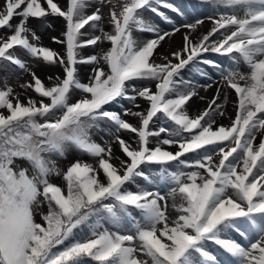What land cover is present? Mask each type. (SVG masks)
I'll use <instances>...</instances> for the list:
<instances>
[{
	"label": "snow or ice",
	"instance_id": "snow-or-ice-1",
	"mask_svg": "<svg viewBox=\"0 0 264 264\" xmlns=\"http://www.w3.org/2000/svg\"><path fill=\"white\" fill-rule=\"evenodd\" d=\"M95 2L4 0L0 10V65L29 72L31 81L20 87L38 95L25 102L11 86L0 89V264H264V0H198L210 13L180 24L168 13L186 14L172 0H107L111 31L99 7L86 14ZM145 10L170 30L146 22ZM52 18L65 22L63 39L52 37L63 54L43 46L29 26L35 19L51 28ZM206 21L211 28L199 33ZM85 26L99 34L89 36ZM181 29L183 46L157 62L156 50ZM134 30L151 38L136 39ZM104 42L111 46L82 54ZM17 47L59 65L63 77H48L46 85L14 54ZM81 64L93 66L87 82L79 78ZM189 65L212 83L185 78ZM198 65L212 68L224 88L190 114L192 98L217 83ZM226 89L235 91V116L218 125L217 116L227 114V95L218 103ZM121 99L132 107L106 110ZM93 130L112 141H95ZM122 131L135 135L125 140ZM70 150L97 164L76 160L61 171L51 157ZM53 175H62L64 187Z\"/></svg>",
	"mask_w": 264,
	"mask_h": 264
},
{
	"label": "rangeland",
	"instance_id": "rangeland-1",
	"mask_svg": "<svg viewBox=\"0 0 264 264\" xmlns=\"http://www.w3.org/2000/svg\"><path fill=\"white\" fill-rule=\"evenodd\" d=\"M3 1L4 0H0V10H2V8H3ZM197 1L198 0H172V2L175 5H177L183 11H185L186 20L182 19L181 17H179L176 14L171 13V12H169L168 15L171 16V18L173 20H175L177 24H180V23H184V22H191L194 20V18L202 17V15L209 14L210 10H208V13H206V14L201 13L202 9H198V7L196 5ZM64 2H65V0L62 1L61 3H64ZM114 2H115V0H114ZM193 5H195L196 7L193 8L192 7ZM96 7L100 8V13L104 17L105 29L108 31H111V28L107 23V19L109 17V13H110V7L108 6L107 0H104L103 3H99L97 0V2L90 5V7L86 10V14H91L93 11L96 10ZM141 16L146 22H150V23L159 25L164 30H170V28H171L170 25H166V24L162 23L160 18L157 17L155 14H153L150 11H147V10L143 11L141 13ZM12 23H13V25H15L17 23V20L14 19L12 21ZM50 23L52 24L51 28H43V27H39V22L37 20L31 19L29 21V26L32 28H35L37 30V34L40 36V43L43 46L49 47L51 49H55L56 51L63 54L64 50H65V46L63 44H59V43L54 42L52 40V37L56 36L60 39H63L61 34L64 31L65 22H64L63 18H52L50 20ZM58 26H59V28H57ZM85 30L88 31V35L91 36L90 33L92 32V30L88 29V26H85ZM85 30H82V31H85ZM4 31H5L4 29H0V34H3ZM96 34H99V33H96ZM133 36L134 37H142V38H151V34L143 32V31H136V30L133 31ZM30 39H31V37H30ZM110 46H111L110 42L101 43L97 47L89 46V47L82 49V54L85 56L95 54L100 49H108ZM14 54L18 58L25 61L26 64L28 65V67L30 68V70L35 72L36 75L39 76L45 82L46 85L50 86V84H51V81L48 80V77H53V79H55V77L57 75L61 76V78L63 77V71L59 65H56V66L47 65L46 63L42 62V60H40L38 58L30 57L29 54H27L26 51L22 50L20 47H17L15 49ZM213 56H214V54H204L205 58H212ZM218 59H220L221 62H223V63H227L226 58L219 57ZM189 66H190L189 67L190 70L194 69V67H192L193 65H189ZM198 66L201 68V65H198ZM0 67H3L5 69L3 71H0V89H4L6 86H11L13 88L14 92H16V93L24 94V96L26 93H29L32 95V97L35 96L38 98L37 94L33 93L32 91L25 92V90L20 87V85L26 84L27 82L31 81L32 77H31L29 72H25V71L19 69L17 66H14L11 64L0 65ZM78 67H79V78L81 79L82 82H87V80H88V78L92 72L93 66L90 64H81ZM240 70H242V72H246L248 69H241L240 68ZM207 72H209L211 75L219 76L215 73L214 70H207ZM186 73H188V67L182 71V75L185 77ZM193 77L197 78L195 76V74ZM199 80H200L199 82H206L207 78L200 76ZM135 83L137 84V86H140L141 82L136 81ZM223 93L227 94L228 90H223ZM79 96H80V93L78 91H73V93H72V99L73 100L78 99ZM137 103L140 104L141 109H143L147 106L146 102L143 99L138 98ZM125 107H132V104L129 101L121 99V100H118L116 103H111L110 105L106 106V110H112V111H117V112L122 113L123 108H125ZM133 110H140V109L134 108ZM188 111L190 112V114H195L197 112L196 107L193 106V108H191L190 105H188ZM234 112H235V109L232 113L234 114ZM123 118L128 120L131 123H134V124L137 123L136 118L129 117V116H124ZM158 125H159V122H157L154 125H151L150 127L155 128ZM120 135L125 140H132V138L134 137L135 134H132V133H129L126 131H122L120 133ZM92 138L95 141L100 142L101 144H103V142L105 140H109L111 142L113 139V138H111L107 135H104L103 133L95 131V130H93V132H92ZM153 143H154V141H153ZM165 147L168 148V150H175L171 146H165ZM112 148H113V150L115 149L118 152V154L114 153L115 156L119 155L120 159L126 158L123 155V153H122V151H121V149L117 143L112 142ZM184 158L191 160V159H193V154H191V153L186 154ZM51 159L55 161V166L58 169H60L61 171L66 170V168L76 160H80L82 162L93 164L94 166L97 164V160L95 158H93L87 154L78 153L76 150H70L69 152H67L66 158H61L59 156H52ZM113 162L117 163L116 161H113ZM184 170H187V169H184ZM101 179H103L102 172H101ZM51 180H52V182H54L58 186L64 187V185H65V181L63 180L62 175H53L51 177ZM137 182L139 183L140 181L138 180ZM149 187H151V186H149ZM166 190H167L166 188L160 189V191L162 193L165 192ZM46 210H47L46 206H42L41 209H39V211H44V212H46ZM35 218L37 221H39L41 219L39 214H37ZM229 235H231V232H229ZM232 237L236 238L238 240L240 239L238 234H236L235 232H232ZM214 248H215L214 244H211V243L208 244L209 250L214 251ZM216 252H219V251L216 249ZM85 264H92V263H91V261H86Z\"/></svg>",
	"mask_w": 264,
	"mask_h": 264
},
{
	"label": "bare ground",
	"instance_id": "bare-ground-1",
	"mask_svg": "<svg viewBox=\"0 0 264 264\" xmlns=\"http://www.w3.org/2000/svg\"><path fill=\"white\" fill-rule=\"evenodd\" d=\"M64 0H61V2ZM196 5L198 7V9H202L206 6V8L210 9V6L208 5H199L198 1L196 2ZM202 14H206L208 13V10L206 9H202L201 11ZM59 28V26L57 27ZM211 28V23L206 21L203 25L200 26L199 28V33H205L208 29ZM184 29H181L180 32L174 34L170 39L166 38L161 46L156 50L155 52V57L157 59V62H160L161 59V54H163L164 56H170V53L176 50H179L182 46H183V35H184ZM98 32H94L92 31L90 33V35H95ZM136 39H145L142 37H135ZM175 62V61H173ZM208 67V66H206ZM206 71L208 70V68H205ZM213 78L217 81V83H213L212 87L209 88L207 90V92H205L203 89H200L199 91V96L193 97L192 100L189 102V105L191 106V108H193V106L196 107V110H203L204 108H206L208 106V102L212 99V97L216 94V89L217 87H221L222 89L224 88V86L222 84L219 83L220 78L219 77H214V75H212ZM187 79H191L195 82H197L196 80L193 79V77L190 74H187L185 76ZM198 83V82H197ZM204 82H201L199 84H202ZM207 83H212L211 80H207ZM206 84V83H205ZM228 90V93L225 94L223 93V90L221 91L220 94V99L218 100V103H224V97L225 95H227L228 99L227 102L224 103V110L226 111V115L224 116H217V124H223V125H228L230 123V118H232V112H233V107H234V102L237 100V97L235 95V91L232 89H226ZM231 90L234 92V94L231 96ZM200 96H204L205 99L201 100L199 97ZM26 97H32L31 94L26 93L25 96L24 94H21V100L26 102ZM34 98H37L35 96H33ZM235 108V107H234ZM259 137V135H258ZM256 143L258 144V141H256ZM114 153L118 154L117 150H113ZM119 157V155H117ZM118 163V161H116Z\"/></svg>",
	"mask_w": 264,
	"mask_h": 264
},
{
	"label": "trees",
	"instance_id": "trees-1",
	"mask_svg": "<svg viewBox=\"0 0 264 264\" xmlns=\"http://www.w3.org/2000/svg\"><path fill=\"white\" fill-rule=\"evenodd\" d=\"M91 263L95 264V262L91 261Z\"/></svg>",
	"mask_w": 264,
	"mask_h": 264
}]
</instances>
